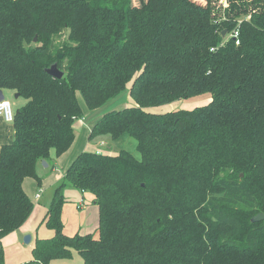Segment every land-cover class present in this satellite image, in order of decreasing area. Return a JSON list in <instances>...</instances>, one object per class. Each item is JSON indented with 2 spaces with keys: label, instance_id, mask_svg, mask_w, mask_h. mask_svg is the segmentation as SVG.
I'll use <instances>...</instances> for the list:
<instances>
[{
  "label": "trees",
  "instance_id": "trees-1",
  "mask_svg": "<svg viewBox=\"0 0 264 264\" xmlns=\"http://www.w3.org/2000/svg\"><path fill=\"white\" fill-rule=\"evenodd\" d=\"M127 86L134 105L88 136L134 150L72 160L47 208L54 234L28 264L72 251L82 264H264V218L251 221L264 214V0H0V88L22 100L0 148V238L33 209L24 179L72 145L77 94L97 109ZM202 94L191 109H146ZM69 187L93 194L97 237L63 232Z\"/></svg>",
  "mask_w": 264,
  "mask_h": 264
},
{
  "label": "crops",
  "instance_id": "crops-1",
  "mask_svg": "<svg viewBox=\"0 0 264 264\" xmlns=\"http://www.w3.org/2000/svg\"><path fill=\"white\" fill-rule=\"evenodd\" d=\"M0 89L2 90L4 99L8 100V98L6 97L7 94L13 95L14 97V91L2 88ZM14 99V106L16 109L22 103V100L19 97H14ZM91 127H89V132L91 130ZM14 137L15 131L13 123L6 122L2 118H0V148L2 145L13 141ZM56 158L58 157H55V159L54 157H51L49 161L43 160L44 162H46V166L43 165V161H40L36 165V168L39 165L48 167L49 164H52V166H54L53 163L56 161ZM67 167L68 164L64 167L61 176L58 178L57 185L62 181L63 174ZM29 178L30 177H27L23 181V189L26 194V185ZM71 188L72 187L66 188L64 191V197L67 201L63 204L61 211L63 232L69 236L76 233L92 234V231L98 228L99 216L98 206L94 202V196L90 192L79 191L76 189L77 192H79V198L71 202V204H68L70 200L67 199V196L65 194L66 191L68 192V190ZM52 193L50 194V197L47 199V201H45L44 188L39 189V191L35 193V199L37 201V204L39 205L35 206L33 201V209L26 221L16 230L0 238V248L2 249V260L0 261V264H28V262L32 259L31 249L35 243V240L37 238H50L53 236L54 230L48 228L45 224L47 208L50 203ZM36 194H38L39 196L36 197ZM90 202L92 203L90 204ZM69 216H72V219H70ZM27 234L30 236V241L28 243H25L23 239ZM68 260V258L53 259L48 264H68ZM80 263L82 264V262Z\"/></svg>",
  "mask_w": 264,
  "mask_h": 264
},
{
  "label": "rangeland",
  "instance_id": "rangeland-1",
  "mask_svg": "<svg viewBox=\"0 0 264 264\" xmlns=\"http://www.w3.org/2000/svg\"><path fill=\"white\" fill-rule=\"evenodd\" d=\"M197 1L200 3H204V0ZM63 38L64 36L58 37L56 39V42H60ZM128 89L129 86L126 87V90L119 97L108 101L103 106L97 109H89L84 103L81 95L77 94L78 102L82 109L84 119L75 120L73 123V127L75 130L74 142L67 151L56 158V161L53 163L54 166H52V164H49L48 167H43L41 165L37 166L36 174L40 179L39 182L34 178H29L27 182L26 192L32 202L34 201L35 206L39 205L37 204V201L35 199V193L38 192L39 189L44 188L45 201H47V199L50 197V194L53 192V189L56 187L58 178L61 176L64 167L67 164L69 165L70 162L82 151H101V153L105 154H114L120 149H127L130 151L134 150L135 142L132 138L112 141L107 135H98L91 139L88 136L89 127H91L102 114L112 109H120L124 106L134 105L133 99L129 96ZM6 97L11 102L12 108L14 110L15 99L13 95L7 94ZM208 101L209 94H202L186 99H177L158 106L147 107L146 109L149 112L164 113L177 109H191L199 105H204ZM51 156L55 159L53 152L51 153ZM65 195L67 196V199L70 200L68 204H71V202L79 198V192H77V190L74 188L69 189L68 192L66 191ZM91 203L92 202H90V204ZM69 218L72 219V216H69ZM97 229L92 231V234L95 237L98 236ZM68 259V264H81L80 262H82L81 257L75 251H72V254Z\"/></svg>",
  "mask_w": 264,
  "mask_h": 264
},
{
  "label": "water",
  "instance_id": "water-1",
  "mask_svg": "<svg viewBox=\"0 0 264 264\" xmlns=\"http://www.w3.org/2000/svg\"><path fill=\"white\" fill-rule=\"evenodd\" d=\"M225 31L222 32V34H224ZM59 58L62 57V54L61 53H58L57 55ZM47 73H49L50 75H52L53 77H56V78H61L63 76V72L58 69L56 63L52 64L49 68L46 69ZM19 96L18 93H15L14 94V97L17 98ZM4 99V95L2 93V90L0 89V101H2ZM43 165H47L46 162H42ZM264 218V214L263 213H257L255 214L254 216L251 217V221L254 222V221H260ZM24 242L25 243H28L30 241V236L27 234L24 236Z\"/></svg>",
  "mask_w": 264,
  "mask_h": 264
},
{
  "label": "built area",
  "instance_id": "built-area-1",
  "mask_svg": "<svg viewBox=\"0 0 264 264\" xmlns=\"http://www.w3.org/2000/svg\"><path fill=\"white\" fill-rule=\"evenodd\" d=\"M234 38L237 37V34L232 35ZM235 42L238 43V40L235 39ZM14 113L15 111L12 108L11 102L7 99H3L0 101V118H2L6 122L12 123L14 120ZM39 195L36 194V197Z\"/></svg>",
  "mask_w": 264,
  "mask_h": 264
},
{
  "label": "bare ground",
  "instance_id": "bare-ground-1",
  "mask_svg": "<svg viewBox=\"0 0 264 264\" xmlns=\"http://www.w3.org/2000/svg\"><path fill=\"white\" fill-rule=\"evenodd\" d=\"M81 119H83V118H81Z\"/></svg>",
  "mask_w": 264,
  "mask_h": 264
}]
</instances>
